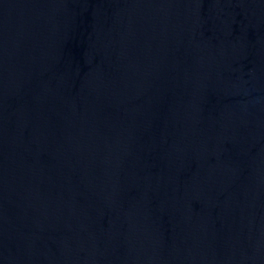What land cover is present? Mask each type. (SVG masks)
<instances>
[{"label":"water","instance_id":"obj_1","mask_svg":"<svg viewBox=\"0 0 264 264\" xmlns=\"http://www.w3.org/2000/svg\"><path fill=\"white\" fill-rule=\"evenodd\" d=\"M0 264H264V0H0Z\"/></svg>","mask_w":264,"mask_h":264}]
</instances>
